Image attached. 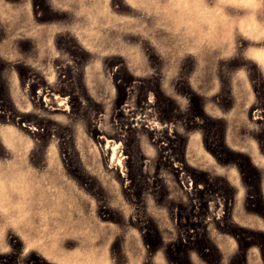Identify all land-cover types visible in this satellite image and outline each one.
<instances>
[{
  "label": "rangeland",
  "instance_id": "1",
  "mask_svg": "<svg viewBox=\"0 0 264 264\" xmlns=\"http://www.w3.org/2000/svg\"><path fill=\"white\" fill-rule=\"evenodd\" d=\"M0 264H264V0H0Z\"/></svg>",
  "mask_w": 264,
  "mask_h": 264
},
{
  "label": "bare ground",
  "instance_id": "2",
  "mask_svg": "<svg viewBox=\"0 0 264 264\" xmlns=\"http://www.w3.org/2000/svg\"><path fill=\"white\" fill-rule=\"evenodd\" d=\"M215 44V43H214Z\"/></svg>",
  "mask_w": 264,
  "mask_h": 264
}]
</instances>
